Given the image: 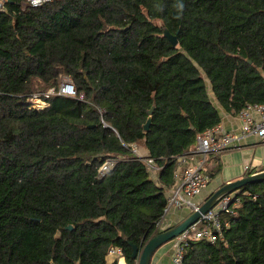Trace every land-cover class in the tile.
I'll return each instance as SVG.
<instances>
[{
	"label": "trees",
	"instance_id": "1",
	"mask_svg": "<svg viewBox=\"0 0 264 264\" xmlns=\"http://www.w3.org/2000/svg\"><path fill=\"white\" fill-rule=\"evenodd\" d=\"M178 2L10 0L0 13V264H117L114 246L135 264L178 156L221 123L216 102L232 114L264 103V0ZM64 76L76 94L47 97ZM240 196L224 238L189 240L183 264H264V180Z\"/></svg>",
	"mask_w": 264,
	"mask_h": 264
},
{
	"label": "built area",
	"instance_id": "2",
	"mask_svg": "<svg viewBox=\"0 0 264 264\" xmlns=\"http://www.w3.org/2000/svg\"><path fill=\"white\" fill-rule=\"evenodd\" d=\"M9 1L0 0V13L7 10ZM49 1L53 0H23V4L39 6ZM56 92L59 94L75 95L76 88L73 80L69 77L63 78L58 91L51 88L47 91L46 96L48 97L50 94ZM32 102L37 107H45L49 104L45 99L40 98L38 94L34 95ZM238 115L242 120L239 132L228 130L221 123L216 124L199 134L196 144L190 150L178 156V166L175 172V177L178 178V185L168 197L165 213L172 207H188L191 213L200 211L203 202L196 201L195 198L210 184L211 175L207 169L210 157L221 154L235 141L249 134H255L264 140V103H248ZM133 150L147 162L150 171L158 170L155 160L150 156L141 154L137 144L133 146ZM114 164V159L109 158L106 160L99 169L100 176H104ZM241 198L240 189L221 195L217 203L208 211L202 213L198 221L172 239L173 264H183L185 247L189 240L205 237L212 242H216L219 239H223L224 225L228 226V221L226 223L223 222V215L235 214V209L242 203ZM161 221L158 224V228ZM200 221L203 223L201 227L198 226V222ZM107 256L113 257L112 262H116L117 264H129L123 249L119 246L111 247ZM135 264H138V261Z\"/></svg>",
	"mask_w": 264,
	"mask_h": 264
},
{
	"label": "crops",
	"instance_id": "3",
	"mask_svg": "<svg viewBox=\"0 0 264 264\" xmlns=\"http://www.w3.org/2000/svg\"><path fill=\"white\" fill-rule=\"evenodd\" d=\"M210 88V85H209ZM221 115V124L228 130L240 131L242 120L238 114L227 112L216 102ZM143 149V147H142ZM143 153L149 156L147 149ZM248 167V168H247ZM207 169L209 173L213 171L215 175L211 176L210 184L207 187V196H201V201L204 203L212 196V194L224 184L244 177L249 172L256 173L264 171V140L260 139L255 134H249L242 139L235 141L228 149L221 154L210 157ZM176 178L175 186L170 190V193L178 185V178ZM204 191V190H203ZM201 195V194H200ZM199 195V196H200ZM185 210H188L187 212ZM191 214L188 207L176 208L172 207L165 213L159 232L169 230L179 225ZM173 242L172 240L162 245L154 254L151 264H173ZM109 263H112L113 257L107 256Z\"/></svg>",
	"mask_w": 264,
	"mask_h": 264
},
{
	"label": "water",
	"instance_id": "4",
	"mask_svg": "<svg viewBox=\"0 0 264 264\" xmlns=\"http://www.w3.org/2000/svg\"><path fill=\"white\" fill-rule=\"evenodd\" d=\"M167 37L169 40L174 44H178V37L175 34L170 33L166 30ZM154 109L152 108L150 112V116L146 124L144 125L145 129L148 130L150 128V124L152 121V113ZM264 180V171L248 174L244 177L238 178L236 180L230 181L223 186H221L219 189H217L212 196L208 200H206L201 208L200 211L192 212L183 222H181L179 225L165 231H160L151 238H149L143 248L139 250L138 246L133 244V252H132V258L136 259L138 261V264H151L153 256L155 252L165 243L171 241L174 239L178 234L183 232L185 229H187L190 225L198 221V219L201 217L202 213L208 211L211 207H213L218 199L221 197V195L225 193H229L235 190H239L248 183L256 182ZM72 228V226H69ZM52 264H58L54 261H52Z\"/></svg>",
	"mask_w": 264,
	"mask_h": 264
},
{
	"label": "rangeland",
	"instance_id": "5",
	"mask_svg": "<svg viewBox=\"0 0 264 264\" xmlns=\"http://www.w3.org/2000/svg\"><path fill=\"white\" fill-rule=\"evenodd\" d=\"M63 78H66V76H64ZM138 149H139V152H140L141 154H143V153L145 152V151H144L145 148L143 147V149H142V146L139 145V144H138ZM151 174H152L153 178H157L158 170H156V171H155V170H152V171H151ZM209 185L211 186V184H209ZM206 192H207V188L201 193L200 196L196 197L195 200H196V201H201L200 199H201V196H202V195H204V197L207 196V195H209V194H207ZM185 211L187 212L188 210H185ZM198 226H199V227L203 226L202 221L198 222Z\"/></svg>",
	"mask_w": 264,
	"mask_h": 264
},
{
	"label": "clouds",
	"instance_id": "6",
	"mask_svg": "<svg viewBox=\"0 0 264 264\" xmlns=\"http://www.w3.org/2000/svg\"><path fill=\"white\" fill-rule=\"evenodd\" d=\"M177 8H178V10H179L180 12L183 11V9H184V4H183L182 0H179V2H178V4H177Z\"/></svg>",
	"mask_w": 264,
	"mask_h": 264
}]
</instances>
